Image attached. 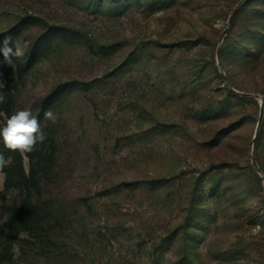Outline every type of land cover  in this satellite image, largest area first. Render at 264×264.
Returning <instances> with one entry per match:
<instances>
[{
    "label": "rangeland",
    "instance_id": "1",
    "mask_svg": "<svg viewBox=\"0 0 264 264\" xmlns=\"http://www.w3.org/2000/svg\"><path fill=\"white\" fill-rule=\"evenodd\" d=\"M239 1L0 0V42L30 21L0 128L65 89L32 152L0 138V264H264V0Z\"/></svg>",
    "mask_w": 264,
    "mask_h": 264
},
{
    "label": "clouds",
    "instance_id": "2",
    "mask_svg": "<svg viewBox=\"0 0 264 264\" xmlns=\"http://www.w3.org/2000/svg\"><path fill=\"white\" fill-rule=\"evenodd\" d=\"M0 56L3 57L2 63L8 66H14L15 60L24 56V49L19 44H15L11 37H5L0 42ZM0 87L3 84L0 83ZM5 100L4 96L0 95V103ZM44 118L55 121L54 112L49 109L44 112ZM0 138H2L4 147L9 151L20 152L21 154L30 153L35 149L37 143H43L46 135L41 129L38 116H34L31 110L23 109L14 112L7 120L5 125L0 128ZM10 163V159L0 153V174ZM12 253L14 258L20 255V245L13 244ZM40 264H44L41 259Z\"/></svg>",
    "mask_w": 264,
    "mask_h": 264
},
{
    "label": "trees",
    "instance_id": "3",
    "mask_svg": "<svg viewBox=\"0 0 264 264\" xmlns=\"http://www.w3.org/2000/svg\"><path fill=\"white\" fill-rule=\"evenodd\" d=\"M28 18H24L22 19L18 25H16V27H14V29L11 30H8L6 31V33L3 34L4 38L5 37H11L12 38V41L14 42L15 41V38L17 35L13 36L12 32L14 33L15 31H17L18 29L20 28H23L25 26H27L28 24ZM69 32H70V29L66 28V27H60V26H53L51 28V31L46 33L45 35H43V37L47 36V35H52L54 37L56 36H59L61 35L63 37V40H67L65 39L66 36L69 35ZM65 36V37H64ZM2 42V41H1ZM36 47V46H35ZM33 52V51H32ZM73 84V83H71ZM64 86H61L58 88V90L54 91L52 94H50L49 96L46 97L45 101H44V106H43V109L40 113V115L38 116V119L44 115V112L47 111V109H51V106L58 100V102L61 100L62 98V95L64 92Z\"/></svg>",
    "mask_w": 264,
    "mask_h": 264
},
{
    "label": "water",
    "instance_id": "4",
    "mask_svg": "<svg viewBox=\"0 0 264 264\" xmlns=\"http://www.w3.org/2000/svg\"><path fill=\"white\" fill-rule=\"evenodd\" d=\"M246 0H241V1H239L238 2V4L236 5V7L234 8V10H233V12L231 13V16H230V21H231V19H232V16H233V14L235 13V11L245 2ZM224 36H225V33L222 35V37H221V40L223 41V39H224ZM242 94H246V95H249V96H254V97H259V95H257V94H254V93H242ZM261 100H262V103L264 102V100H263V98H261ZM263 116H264V110H263V108H262V111H261V114H260V119H259V125H258V128H260V126H261V123H262V120H263ZM256 138V137H255ZM255 138H254V140H253V142H252V144H254L255 143Z\"/></svg>",
    "mask_w": 264,
    "mask_h": 264
}]
</instances>
